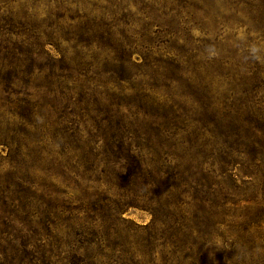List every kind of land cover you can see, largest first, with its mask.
I'll use <instances>...</instances> for the list:
<instances>
[{
    "label": "rangeland",
    "instance_id": "1",
    "mask_svg": "<svg viewBox=\"0 0 264 264\" xmlns=\"http://www.w3.org/2000/svg\"><path fill=\"white\" fill-rule=\"evenodd\" d=\"M77 1L80 13L94 8L107 23L125 20L127 34L138 36L148 24L151 57L170 65L134 69L143 87H98L62 103L63 126L68 132H175L200 154H184L181 163L163 156L166 173L153 174L159 194L146 186V197L126 206L122 220L90 236L97 243L89 251L102 264H264V0H162L175 16V41L158 32L161 0ZM140 93L147 98L140 100ZM98 190L120 193L104 185ZM68 191V203H77Z\"/></svg>",
    "mask_w": 264,
    "mask_h": 264
},
{
    "label": "trees",
    "instance_id": "2",
    "mask_svg": "<svg viewBox=\"0 0 264 264\" xmlns=\"http://www.w3.org/2000/svg\"><path fill=\"white\" fill-rule=\"evenodd\" d=\"M78 5L0 0V145L7 149L0 155V264H102L89 251L97 243L90 236L113 228L126 206L146 197V186L159 194L153 174L166 173L163 156L181 163L184 154L200 155L189 137L180 140L175 132H68L63 126L62 103L78 102L85 90L92 95L98 87H143L138 68L170 65L151 57L148 24L138 36L127 34L125 20L107 23L94 8L80 13ZM161 6L158 32L175 41V16L163 1ZM116 167L126 173L119 176ZM100 185L120 193L110 197ZM68 190L77 203H68ZM218 194L214 189L212 195ZM125 195L130 199L122 200ZM80 211L83 217L76 216Z\"/></svg>",
    "mask_w": 264,
    "mask_h": 264
}]
</instances>
